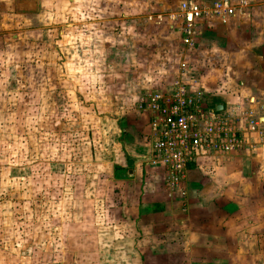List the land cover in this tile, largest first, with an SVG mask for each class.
<instances>
[{"label":"crops","instance_id":"obj_1","mask_svg":"<svg viewBox=\"0 0 264 264\" xmlns=\"http://www.w3.org/2000/svg\"><path fill=\"white\" fill-rule=\"evenodd\" d=\"M228 1L233 14L199 19L192 45L181 41L178 14L173 24H167L164 15H152L153 24H161L153 28L147 26L144 14L128 12L109 18L110 23L120 20L121 41L112 38L109 43V91L105 90L109 121H104L107 133L98 145L103 149L96 163L109 171V207L99 208L97 200L103 192L91 189L87 195L82 189L73 190L77 196L72 210L57 207L64 215L54 228L64 232L66 241L56 235L47 243L50 248L63 247L59 252H64V260L71 264H258L264 259V254L239 253L241 245L249 251L259 245L254 237V244L241 243L240 209L227 206L234 204L229 183L264 178V0ZM148 2L137 13L154 7ZM155 7L165 9L169 4L158 2ZM147 27L149 34L144 31ZM182 60L196 64L195 81L207 105L225 114L246 110L258 125L245 128L242 149L188 167L180 186L171 190L163 173L146 162L148 113L134 103L140 87H166ZM96 79H91L93 85ZM108 142L109 150L104 148ZM101 214L103 221H99ZM230 233L231 245L237 248L234 255L223 250Z\"/></svg>","mask_w":264,"mask_h":264},{"label":"rangeland","instance_id":"obj_2","mask_svg":"<svg viewBox=\"0 0 264 264\" xmlns=\"http://www.w3.org/2000/svg\"><path fill=\"white\" fill-rule=\"evenodd\" d=\"M148 1L154 7L137 13ZM164 1L168 8L155 7ZM182 1L0 0V264L72 263L59 252L63 247L47 243L56 235L66 241L64 232L54 228L64 215L57 207L72 210L79 189L86 195L90 189L102 191L97 205L109 207V171L96 164L107 133L104 121H109V43L121 41L120 20L110 23L109 18L144 14L153 28L161 24H153L152 15L161 14L173 24ZM182 61L191 67L189 79H197L196 64ZM152 89L140 87L138 100ZM134 104L137 109L138 101ZM104 148L109 150V142ZM228 189L234 203L228 208L240 209L241 243L254 244V237L259 245L255 251L241 245L239 253L264 254L263 176L252 183L231 182ZM227 237L229 247L223 250L234 255L233 233Z\"/></svg>","mask_w":264,"mask_h":264},{"label":"built area","instance_id":"obj_3","mask_svg":"<svg viewBox=\"0 0 264 264\" xmlns=\"http://www.w3.org/2000/svg\"><path fill=\"white\" fill-rule=\"evenodd\" d=\"M178 10L181 41L187 45H192L194 26L199 19L233 14L228 0L210 3L184 0ZM190 71L189 63L182 61L177 78L164 88L145 92L138 100L139 107L148 113L146 162L163 173L171 190L180 186L188 167L242 149L245 128L258 125L257 118L253 119L246 110L225 114L207 105L203 89L189 79Z\"/></svg>","mask_w":264,"mask_h":264},{"label":"water","instance_id":"obj_4","mask_svg":"<svg viewBox=\"0 0 264 264\" xmlns=\"http://www.w3.org/2000/svg\"><path fill=\"white\" fill-rule=\"evenodd\" d=\"M219 106H220V105L216 106V109H217ZM128 172L131 174V169H129Z\"/></svg>","mask_w":264,"mask_h":264}]
</instances>
